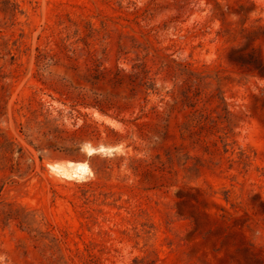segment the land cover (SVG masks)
Here are the masks:
<instances>
[{
	"label": "rangeland",
	"instance_id": "obj_1",
	"mask_svg": "<svg viewBox=\"0 0 264 264\" xmlns=\"http://www.w3.org/2000/svg\"><path fill=\"white\" fill-rule=\"evenodd\" d=\"M0 264H264V0H0Z\"/></svg>",
	"mask_w": 264,
	"mask_h": 264
},
{
	"label": "trees",
	"instance_id": "obj_2",
	"mask_svg": "<svg viewBox=\"0 0 264 264\" xmlns=\"http://www.w3.org/2000/svg\"><path fill=\"white\" fill-rule=\"evenodd\" d=\"M242 58L241 57H238V58H236V60L237 61H239V60H241ZM252 58H250V60H248V63L249 64H251V63H255V62H253V60H251ZM261 66H258V68H260ZM146 78H147V80H146V82H145V84L147 85V88L148 89H152L153 91L154 90H156V88H155V83L153 82V81H151L152 80V78L151 77H147L146 76ZM191 93H192V89H191V86L187 89V91H186V93H185V99L187 100H189L190 101V106H195V104H192L193 103V96L191 95ZM195 96H197L198 94L197 93H193ZM221 103H225L224 102V100L221 102ZM196 112H197V110H196ZM203 117H204V114L203 113H201L200 114V117H199V119H198V123L199 124H201L202 123V119H203ZM192 132H196V131H192ZM141 166H142V164H141Z\"/></svg>",
	"mask_w": 264,
	"mask_h": 264
},
{
	"label": "bare ground",
	"instance_id": "obj_3",
	"mask_svg": "<svg viewBox=\"0 0 264 264\" xmlns=\"http://www.w3.org/2000/svg\"><path fill=\"white\" fill-rule=\"evenodd\" d=\"M94 150H95V149L90 148L89 152L92 153V152H94ZM78 167L83 171V170H85L88 166H87L86 163H78ZM78 170H79V169H78ZM81 170H80V171H81ZM82 171H81V172H82ZM76 173H77V172H76Z\"/></svg>",
	"mask_w": 264,
	"mask_h": 264
},
{
	"label": "water",
	"instance_id": "obj_4",
	"mask_svg": "<svg viewBox=\"0 0 264 264\" xmlns=\"http://www.w3.org/2000/svg\"><path fill=\"white\" fill-rule=\"evenodd\" d=\"M111 151H113V150H111ZM96 152H98V149H96L94 152H92L91 154H93V153H96Z\"/></svg>",
	"mask_w": 264,
	"mask_h": 264
}]
</instances>
